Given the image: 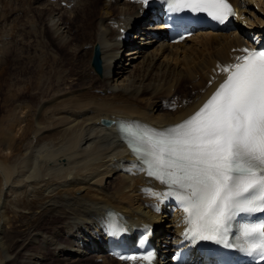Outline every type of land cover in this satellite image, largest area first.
Wrapping results in <instances>:
<instances>
[{
	"label": "bare ground",
	"instance_id": "6f19581e",
	"mask_svg": "<svg viewBox=\"0 0 264 264\" xmlns=\"http://www.w3.org/2000/svg\"><path fill=\"white\" fill-rule=\"evenodd\" d=\"M78 1L60 0L47 24L73 54L97 44L101 74L93 70L87 82L66 79L65 89L38 104L34 125L21 133L18 149L8 147L0 159V264H124L103 254L99 245L97 253L78 247L86 232L103 233L109 209L132 223H152L160 250L156 264H171L172 243L187 221L177 210L169 214V199L156 195L166 187L127 154L115 126L127 122L167 130L192 116L225 78L222 67L246 54L241 47L254 49L264 41V0H229L237 11L230 26L199 31L176 44L166 42L161 26L142 27L136 41H118L119 27L136 31L145 15L137 4L100 0L92 2L87 16L96 15L84 24L90 41L69 45L71 17L62 21L59 16L71 7L77 15L89 2ZM154 32L161 37L155 39ZM186 83L194 95L173 93ZM166 106L177 109L163 111ZM154 202L161 211L153 209ZM100 257L101 262L94 261ZM188 264L207 263L193 256Z\"/></svg>",
	"mask_w": 264,
	"mask_h": 264
},
{
	"label": "snow or ice",
	"instance_id": "6c2138e0",
	"mask_svg": "<svg viewBox=\"0 0 264 264\" xmlns=\"http://www.w3.org/2000/svg\"><path fill=\"white\" fill-rule=\"evenodd\" d=\"M171 3L221 23L236 15L229 0ZM240 51L246 55L222 67L226 79L188 119L164 131L122 129L143 171L166 186L156 195L183 207L193 241L226 242L235 214L264 212V50ZM242 236L264 255V224L245 225Z\"/></svg>",
	"mask_w": 264,
	"mask_h": 264
},
{
	"label": "rangeland",
	"instance_id": "374dc122",
	"mask_svg": "<svg viewBox=\"0 0 264 264\" xmlns=\"http://www.w3.org/2000/svg\"><path fill=\"white\" fill-rule=\"evenodd\" d=\"M77 1L75 0V5L81 3ZM92 2H100V0H89L85 7L77 10L78 16L71 14L74 7L63 10L59 16L62 21L66 17H71L68 22L71 33L69 35L72 36L69 45L79 44L83 38L86 40L82 41H90L86 35L84 37V24L86 20H90L96 15L92 13L87 16L89 7L93 5ZM57 4L59 2L56 3L52 0H0L1 160L5 159L4 154L9 150L8 147H11L13 151L18 149L22 136L33 127L34 117L32 115L35 116L37 106L52 97L54 98L57 92L54 96L52 95L56 90L59 93L61 88V91L63 87L65 89L68 86L67 81L72 76L82 77L85 82L91 81L93 69H91L89 61L92 58L93 44L86 51L78 53L79 55L73 54L71 52L73 49L67 50V47H61L62 44L58 42L52 33V28L50 29L47 24L48 16L55 11ZM59 5L61 6V4ZM62 7L64 8V6ZM125 50L123 49L122 52ZM88 66L90 67L88 68ZM80 73H82L81 76ZM192 88L193 86L189 83L181 84L177 92L174 90L173 93L178 96L182 93L192 96L195 93ZM162 109L163 111L166 109V111H175L177 108L169 109L166 106Z\"/></svg>",
	"mask_w": 264,
	"mask_h": 264
},
{
	"label": "water",
	"instance_id": "95a60500",
	"mask_svg": "<svg viewBox=\"0 0 264 264\" xmlns=\"http://www.w3.org/2000/svg\"><path fill=\"white\" fill-rule=\"evenodd\" d=\"M91 67L94 69V71L97 74H101L102 68H101L100 50H99V46L97 44L94 46V49H93V55H92V59H91ZM102 123L105 125H109L111 122L106 120V119H103Z\"/></svg>",
	"mask_w": 264,
	"mask_h": 264
}]
</instances>
